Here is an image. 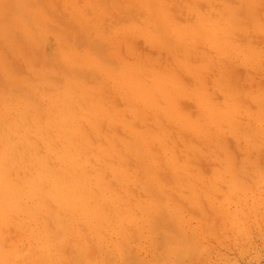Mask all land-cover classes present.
<instances>
[{
	"label": "rangeland",
	"instance_id": "rangeland-1",
	"mask_svg": "<svg viewBox=\"0 0 264 264\" xmlns=\"http://www.w3.org/2000/svg\"><path fill=\"white\" fill-rule=\"evenodd\" d=\"M0 264H264V0H0Z\"/></svg>",
	"mask_w": 264,
	"mask_h": 264
}]
</instances>
